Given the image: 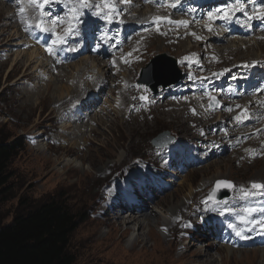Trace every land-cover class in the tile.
Instances as JSON below:
<instances>
[{"label": "bare ground", "instance_id": "bare-ground-1", "mask_svg": "<svg viewBox=\"0 0 264 264\" xmlns=\"http://www.w3.org/2000/svg\"><path fill=\"white\" fill-rule=\"evenodd\" d=\"M251 1L252 0H240L242 4H249L246 8L236 11L232 20L225 21L217 18L214 22L209 20L208 14L218 8L228 7V3L223 4L222 0H201L198 3L193 0H110L111 3L115 4L118 13L111 14L110 21L104 18V15L108 10L102 7V0H94V2L87 0L88 6L84 8L83 12L80 10L79 6L82 0H50L49 5L39 11L34 7L26 6V8H24L25 11L23 12L24 15H21V17L14 15V13L7 9V6L0 3V35L1 37H6L5 44L11 43L9 46L17 48H19V46H26L29 49L27 51H19L16 53L10 69L13 70L14 68L15 70L17 67L19 70V68H22L24 70L22 79L34 72V76H31L37 81L33 89L28 88V90H23V95L26 98V107H43V102L45 101L43 95L45 93L42 92H57L55 106L57 113H60V118L56 117V119H59V123L61 121H67L65 124H62L63 122L61 123L62 127L67 131L63 132L60 139L54 138L53 140L58 141L60 145H63L66 138L70 139L69 144L62 146L63 148L67 147L66 149L70 150H64L61 157L57 158L56 161H53L52 157L46 152V150H42L43 148L39 147L40 149L38 150L39 153L37 154V158L43 161L45 166L51 162L54 167L60 160L66 157L75 156L78 153V147H81L80 142L88 141L86 131L92 132L93 134L96 132L92 128H89L90 122H94V119H91L92 114H94L92 112L97 111L94 116L98 117V114L105 112L106 108L111 103L110 99H105L106 101L101 103L99 99L100 96L102 97L104 95L109 98L111 97V100H113L112 98L114 96H117L116 104L109 106L111 109L110 114L115 112V116L121 118L127 116L131 119L132 117L128 116V112L132 116L147 114L146 112L136 114V110L130 105L131 100L138 97V94H136V88L133 86V83L137 84V81H135V77L133 76L135 73L134 71H137L141 65L145 64L152 54H159L162 51L173 54L171 53V46H178V51H175L181 54L177 60L179 62L181 61L183 66L191 70V76L185 77L183 80L185 86L177 87L180 91H172L170 89L168 90V93H160L153 98L150 102L151 110L148 113L156 107L171 102V105L169 104V106H174L176 108L185 107L187 108V111H189L188 107H193L190 109V113L193 115L191 118L197 120V122L199 120L202 122L204 119L208 120V122H204L198 127V129H209L214 135L207 134L208 132L200 133L196 138L199 145L197 143H192L193 145H198L195 160L191 161L194 168L202 169L212 159L223 155L233 154L236 156V151H242V156L238 155L239 160H241V163L246 162L247 165H252L256 161L264 159V120L258 123L255 115L261 110L262 105L264 104V58H259L258 56L250 58L247 56L240 59L239 57V60L237 59L234 65L229 68L227 67L228 69L225 68L227 76L237 73L239 74L238 81L245 78L248 83L245 88H242L244 86L242 81H231L229 86L235 83L240 89L234 87L233 89L225 90V80L221 83L220 81H214L208 78L209 72L222 69L219 68L220 66H217V64L222 65L221 54L228 53L227 51L229 50H231L232 53L230 54L232 56L235 54L238 56L239 48L244 46H247L248 48V45L252 48L255 43H260L262 44L260 45V52L263 53L264 21L255 18L249 19V15L253 10H258L260 8H252L253 4L250 3ZM172 3H175L176 6L169 7L168 5ZM235 3L230 5H234ZM97 5H101V7H96ZM73 7H76L84 17L81 19L79 18V23L76 25L77 33L68 37L64 45L55 48V56H50L48 54L46 60V58H44L45 52L43 49L39 48L37 50L29 42L23 41V35L20 33L21 26L23 24V27H28L31 24L21 22L26 16L35 25H37L40 20L45 22L44 26L47 27L49 31L41 32L35 27L33 41L40 46H48L51 39H55V36L52 35L53 26L50 21L54 17H59L64 21V23L55 28L56 35H63L64 29L68 26V21L65 20L66 15ZM13 8L17 13H21L19 10L22 8L21 6L15 5ZM149 10L151 12H149ZM41 12L44 14L41 15ZM97 12H99L100 15L94 14ZM4 15L6 19L5 22H3L4 20H1ZM219 15L220 14L217 13V16ZM158 17L161 19L157 20ZM178 21H187V27L176 23ZM209 27L211 28V31H209ZM13 28L15 30H13ZM197 37H199V39H197ZM149 39L152 40L147 42ZM187 42L189 44L188 49ZM229 44L231 45L226 46ZM195 46L201 48L198 55L191 52L194 50ZM219 46L226 47L216 49ZM72 48H74L75 51L68 50ZM185 48L186 50H184ZM234 49L237 51H234ZM182 50L187 52L183 53ZM195 53H197V51H195ZM80 57L83 58L80 59ZM78 59H80L79 62H77ZM235 68L236 70H234ZM250 69L255 71L254 74H249ZM29 71L30 73H28ZM57 71L59 72V75L56 74ZM92 71L96 72L92 73ZM180 73L178 71L175 72V74L169 76L166 78L167 80L163 82L174 80V78H177ZM54 75L58 76L55 79L56 81L60 79V82L63 83H58L60 87L56 86L57 83L51 82L54 81ZM44 78H47V83H49L46 85V88H40L39 84L44 82ZM68 83L73 86H68ZM119 83L124 85L120 86ZM54 86H56V88ZM116 86H118V89L115 88ZM218 89L221 90L219 94H216L221 98V110H211L212 112H210L202 103L199 94L201 92L209 93V90ZM254 94H260L262 99L258 100L254 98ZM76 108L80 114L75 111ZM229 109H231V111H229ZM241 111H244V115L247 118L244 117V119H242L241 126L233 125L232 122L235 120V115ZM110 114H106V117ZM217 114H220V116ZM68 115L70 118H68ZM217 117L221 118L219 123L216 122ZM88 118L91 119L90 121L88 120L89 124H84L87 123L85 120ZM221 124H223L222 131L220 130ZM35 137L36 140L33 141L34 143L37 142L39 136ZM42 137L43 136H41V138ZM185 141L189 143V141ZM238 143L239 148L237 147ZM53 146L55 145L53 144ZM46 149L49 150V147ZM81 157L83 158L84 155ZM71 162L74 164V162L76 163V160H72ZM144 164H146V162L142 159L136 160L134 166L125 167L122 170V175L119 174L120 176L114 177L111 180L110 187L106 188L108 191L111 188L110 194L107 195L108 204L101 209L100 213L102 215H110L109 213H112V216L108 219L107 215L102 224H104L103 227L110 226L114 230L116 229L119 231H122V228H124L122 238H125L131 232L132 228L130 227V224L138 222L139 217H143L145 220L156 219L155 214L148 211L149 209L144 204L146 199L142 196L141 198L144 199L142 200V203H133L129 201V204H127L123 200L126 194L131 190H135L134 192L139 191L141 193H147L144 189L143 191H140V189L136 188L133 179H120L123 175L127 174H130L131 177L136 173L143 174L140 167H143ZM168 165L172 166L173 163L168 161ZM65 166L71 168L70 164H66ZM70 170L80 171V169L75 168H71ZM58 173L56 172L57 176L62 178ZM86 174H88L87 176L89 178L91 177L90 173L86 172ZM173 183L174 182L171 179V187ZM154 195L157 198L159 197L155 193ZM129 196L133 197L134 195L133 193H130ZM149 199L152 200L151 198ZM135 201L139 202L138 200ZM174 204L175 205L170 210V213L165 212V215H168L170 218L173 217L174 220L167 222L166 225H169L170 227L173 226V221H181L180 228L182 229L184 222L188 220L187 218L191 215L188 217H181V214H183V205L181 206L180 203L175 201ZM123 205L126 209L130 207V212L134 211L133 215L137 214L138 218L132 217L131 215V220L125 221L123 219L124 221H120L124 216L122 214L124 210ZM95 206L96 203L93 207ZM196 208L198 219H201L200 223L207 222L211 218L215 219L213 213L222 209L220 205H215L208 211V208L201 204L198 207H196L195 204V209ZM160 211L163 212V209ZM180 217L186 219L183 220L180 219ZM158 220L159 223L162 221L161 219ZM160 226L163 227L164 223ZM146 228H149L150 231H152L153 226L150 223L147 224V226L143 223H139V231L141 232L137 235L136 240L129 247H119L122 253H124V258L130 256L131 252L135 251L139 246H142L143 249L148 251L157 250L161 246L165 247L161 238L156 239L153 237V232L146 236L144 233ZM240 232L244 235V229ZM263 233L264 231L260 233V237L257 233L247 237L245 236L248 243L251 241H257L256 243H252L249 247L264 244V242L261 241L264 236ZM204 234L210 237L209 239L213 242L212 244H215V242L218 241V237L215 233L210 234L207 230ZM108 235H110V233ZM233 236H237L236 232ZM88 239L95 244L96 253L104 252L112 245V243H109L111 238L102 234L99 230L90 233ZM178 240L179 239H177V242H179ZM221 241L227 240L221 238ZM231 242L236 245H244V243L239 242L237 239H232ZM220 247L227 251L228 254H232V257L221 256L217 258V261L221 264H228L229 261H232L234 255L235 257H242L241 261H243L244 255L245 257H248L247 255L252 254L254 257V254L259 253V250L243 252L242 249L238 251L225 246ZM165 252L167 253L165 262L168 264H211L212 262H215L214 258H210V254H198L197 256H194V258L187 256V254L177 256L171 247L166 249ZM261 253H264V251ZM202 255L207 257V259L202 261V263H198V261H200L199 257H202ZM99 260L104 264H118L117 262L114 263L109 260Z\"/></svg>", "mask_w": 264, "mask_h": 264}, {"label": "rangeland", "instance_id": "rangeland-1", "mask_svg": "<svg viewBox=\"0 0 264 264\" xmlns=\"http://www.w3.org/2000/svg\"><path fill=\"white\" fill-rule=\"evenodd\" d=\"M91 1L94 2V0ZM193 1L198 3L196 0ZM234 1L236 2V0ZM0 3L7 6V9L18 17H21L24 13H17L13 8L15 5L23 8H26V6L30 7L27 0H0ZM84 8L85 7H80V10L83 12ZM78 12L80 13V11ZM67 16L70 17V11L67 13ZM83 17L84 16L81 14L79 15V18ZM1 20H4L3 22L6 21L5 15ZM21 22L33 23L27 16L24 20H21ZM22 27L23 24L21 28ZM13 30L15 29L13 28ZM151 40L152 39H149L147 42ZM5 41L6 37H1L0 35V137L8 139L9 142L20 141L21 144L24 145V149L18 152L10 165L8 170L10 180L8 184L0 189V213L4 225L12 222L20 206H36L52 199L64 203L78 216L80 222L79 228L72 235L70 246L71 253L76 259L75 264H104L99 259L109 260L114 263L117 262L118 264H168L165 262V257L167 256L165 250L170 247L177 256L187 254V256L194 258V256L198 254H210V258H214L215 261L211 264H221L217 261V258L221 256L232 257V254L230 255L227 251L221 249L219 241L212 244L213 242L209 239L210 237L204 234L208 229L210 234L215 233L216 236L219 237L213 228L200 224L201 219H198L195 204L196 207L200 204L204 205V203L210 204L205 205L208 211L213 207L211 205H220L224 208L225 212L229 214L235 213L238 216L240 223L236 225L239 229H244V236L247 237L257 233L260 237V233H262L264 229L260 226H253L252 223L241 222V217H244L245 221H264V213H258L256 216V209L259 208L264 210V190L252 188L254 183L264 184V159L258 160L252 165H247L246 162L241 163V160H239L238 155L242 156V151H236V156L230 154L214 158L202 169L196 171L191 170L188 173H181V176H177L174 169L177 167L178 163L169 168L164 166L163 156L168 152V148L156 149L153 147L152 141L160 134H165L167 132H170L175 138L176 144L180 139L187 140L189 143L199 144V142L196 141L198 134L204 132L210 133V130L198 129V127L204 122H208V120L204 119L202 122L200 120L197 122V120L192 119L191 117H193V115H191L190 109L193 107H188L189 111H187L185 107L176 108L169 106V104L171 105V102H169L165 105L156 107L150 113L141 114L140 116H132L128 112V116L133 119L127 116L121 118L115 116V112L110 114L111 109L109 106L116 104L117 96H114L113 100H110L111 103L109 102L110 104L105 112L98 114V117L94 116L97 111L92 114L91 119H94L95 123L90 122L89 128L96 131L94 133L95 135L85 130L88 141L80 142L81 147H78V153L75 156L60 160L54 167L51 162L45 166L44 162L37 158L39 147L43 148L42 150H46L53 161L61 157L64 150H70L66 149L67 147H62L69 144L70 139L66 138L63 145L53 140L54 138L60 139L63 132L67 131L62 127V124H65L67 121H61L59 123V119H56V117L60 118V113H57L55 106L57 92H42L45 93L43 95L45 98L43 107H26V98L23 95V90H28V88L33 89L35 87L37 81L32 77L34 76V72H32V76L27 75L22 79L24 75V70L22 68H19V70L17 67L15 70L14 68L13 70L10 68L16 53L19 51H27V48L20 46L19 48L12 47L9 46L11 43L5 44ZM163 45L166 46L165 44ZM230 45L231 44L226 46ZM260 45L262 44L255 43L252 48H250L249 45L248 48L247 46L239 48L238 56L236 54L232 56L230 54L232 53L231 50L227 51L230 55L228 53L221 54L220 52L222 56V65L217 64V66H220L219 68L222 69L214 70L209 75H211V78H217L215 75H223V73H226V69L234 65L237 59L239 60V57L240 59L247 56L250 58H255L257 56L259 58H264V49H262L263 53H261ZM226 46H219L216 49H221ZM171 47V53L173 54L163 51L159 54H152L147 62L141 65L133 75L135 81H137V85L141 86L142 89L138 97L131 100L130 105L132 102L134 104L138 101L142 104L148 102V100H143L142 97L146 96L148 99L150 98V95L147 94L145 89L150 90L151 86L142 83V81L147 80L152 84L163 83V81L167 80L166 78L175 74V72H181L178 70L180 69L181 61L179 62L177 60L181 53L177 52L178 46ZM188 47L189 44L187 45V49ZM184 50H186V48ZM184 50H182L183 53L187 52ZM194 50L197 51V53H195ZM194 50L191 52L198 55L201 48L195 46ZM234 51L237 50L234 49ZM163 55L165 58L160 57ZM82 58L83 57H80V59ZM171 58L177 60L178 68L169 61ZM80 59H78L77 62H79ZM184 68L186 67L184 66ZM143 69L145 72H143L144 75L142 74ZM234 70H236V68ZM251 70L252 69H250V71ZM95 72L96 71H92V73ZM28 73H30V71ZM184 76L185 75H183V77ZM57 77L58 76L54 75V81L51 82L57 83L56 86L60 87L58 83H61V80L58 79V81H56L55 79ZM43 80L44 82L39 84L40 88H46V85L49 83H47V78ZM181 82L182 80L178 84ZM70 83H68V86L72 87L73 85ZM56 86L54 87L56 88ZM159 89L160 91L163 90L162 87H159ZM215 96L216 95L211 93L202 94V100L209 105L212 98ZM99 99L101 103H104L106 101L105 99H109V97L100 96ZM106 114L110 115L106 117ZM237 116H241L242 120L244 118V111L238 113L235 118ZM91 119H89V121ZM219 120L220 118L217 117L218 122ZM89 121L84 124L88 125ZM35 136H39L36 143L33 142L36 140ZM41 136L43 137L41 138ZM53 144L55 146H53ZM47 147H49V150L46 149ZM175 147L176 146L172 144L170 150H173ZM82 155H84V159L81 157ZM178 156H180V154H178ZM139 159L146 162L140 169L143 172L149 171L153 173V176L136 173L132 177L137 180L135 184L136 188L142 191L144 189L147 193L144 194L139 191L134 192L135 190H133L132 193L134 196L131 197L126 194L123 200L128 204L129 201L136 202L135 200L142 203V200L146 199L144 204L149 209L148 211H150V213L153 212L155 214L156 219L145 220V218L139 217L138 222L130 224L132 228L131 232L125 238H122L124 228H122V231H119L116 229L114 230L110 226L103 227L104 224H102V222L108 214L102 215L100 211L108 204L107 195L110 194L111 188L109 191L106 190V188L110 187L111 180L114 177L120 176L119 174L122 173L125 167L134 166L136 160ZM72 160H76V163L74 162V164H72ZM66 164H70L71 168L80 169V171H71V168L65 166ZM56 172H59L58 174H60L62 178H59ZM86 172L91 174L90 178L87 176L88 174H86ZM127 176H130V174L123 175L120 179L123 180L122 178ZM171 179L175 183L172 184V187L169 186ZM217 181H227L234 184L235 188L229 200L213 202L209 199V194L216 188ZM221 186L225 185H220V188ZM221 189V193L226 190L225 187ZM247 191L250 194L261 191L256 201V209L252 207L248 200L243 201L241 199L243 194ZM154 193L159 197L157 198ZM141 196L144 199H142ZM174 201L180 203L181 206L183 205V214H181V217H188L191 215L187 218L188 220L184 222L182 229L180 228L181 221H173V226H170L171 228L169 225H166L167 222L174 220L173 217L170 218L168 215H165V212L170 213V210L174 207ZM95 203L96 206L93 207ZM249 208L253 209L251 216L247 215L244 211ZM123 209L122 214L124 216L120 221H129L132 217L138 218L137 214L133 215L134 211L130 212V209H126L124 205ZM161 209H163V212L160 211ZM236 210H240L241 212L237 213ZM109 214L108 219L112 216V213ZM181 217L180 219H186ZM158 219L162 221L159 223ZM232 219L235 220L236 218L232 217ZM139 223H143L145 226L150 223L153 226L152 231L146 228L144 233L148 236L153 232V237L156 239L161 238L165 247L161 246L157 250L148 251L143 249L142 246H139L135 251L131 252L130 256L124 258V253H122L119 247H129L136 240L137 235L141 232L139 231ZM162 223H164L163 227L160 226ZM96 230L101 231L102 234L111 238L109 243H112V245L104 252L96 253L95 244L88 239L90 233H94ZM109 233L110 235H108ZM177 239H179V242H177ZM256 242L257 241H251L248 245L250 246L252 243ZM246 245V243H244V245L239 244L238 246L241 248L237 247L235 244L225 247H232L231 249L238 248L234 249L238 251L242 249L243 252L259 250V253L254 254V257L252 254L247 255L248 257L244 255L243 261H241L242 257H235L234 255L232 261H229L228 264H264V253H261L264 251V244L251 247H246ZM203 255L199 257L200 261H198V263H202V261L207 259V257Z\"/></svg>", "mask_w": 264, "mask_h": 264}, {"label": "trees", "instance_id": "trees-1", "mask_svg": "<svg viewBox=\"0 0 264 264\" xmlns=\"http://www.w3.org/2000/svg\"><path fill=\"white\" fill-rule=\"evenodd\" d=\"M20 141L0 137V189L8 184V170ZM78 216L55 199L36 206H20L11 223L0 213V264H75L71 238L79 228Z\"/></svg>", "mask_w": 264, "mask_h": 264}, {"label": "snow or ice", "instance_id": "snow-or-ice-1", "mask_svg": "<svg viewBox=\"0 0 264 264\" xmlns=\"http://www.w3.org/2000/svg\"><path fill=\"white\" fill-rule=\"evenodd\" d=\"M27 2H28L29 6L34 7L36 10L39 11V10L44 9L45 5H48L50 3V0H27ZM252 2L254 3L255 0H252ZM79 6L81 8L87 7L88 6L87 0H82V2L80 3ZM168 6L169 7H175L176 5H175V3H172ZM96 7H101V5H97ZM102 7L104 9L108 10V12L105 13L104 18L108 19L109 21L111 20V14H113V13L118 14L116 7H115V4L111 3L110 0H102ZM243 7H244V5L240 2V0H236V3L232 6H228L225 8H218V9L214 10L213 12H210L208 14L209 20L214 22V20L218 18V19H223L225 21H230V20H232L235 12L238 10H242ZM20 11H21V13H23L25 11V9L22 7L20 9ZM217 13H219L220 15L217 16ZM43 14L44 13L41 12V15H43ZM94 14L100 15L99 12L94 13ZM79 15H80V13L78 12L76 7H73L70 9V19L67 22L68 26L64 29L63 35H56L55 28L58 27L60 24L64 23V21L61 20V18H59V17H54L50 21L51 25L53 26L52 27V35L55 36V39L52 41V46H48L45 48V51H47L50 56H55L56 55L55 48L59 47L61 45H64L66 43L68 37L75 35L77 33L76 25L79 23ZM253 18L260 19V20L264 21V5H261L258 10L257 9L253 10V12L249 15V19H253ZM160 19L161 18H159V17L157 18V20H160ZM169 22H172V21H169ZM44 23L45 22L43 20H40V22L36 25V27L39 28V30L41 32H48L49 29L44 26ZM176 23L182 24L183 26L187 27L188 22L187 21H178ZM209 31H211L210 27H209ZM197 39H199V37H197ZM68 50L75 51L74 48L68 49ZM237 107H239V106H237ZM229 111H231V109H229ZM245 118H247V117L245 116ZM236 119L238 121H240L241 116H237ZM220 185H225L229 188L232 187V185L229 182L217 181V188ZM252 188L256 189V190H264V184L254 183L252 185ZM246 195H247V193H246ZM214 197H215V191L212 193V195L209 197V199L210 200L214 199ZM244 211L247 215L251 216L253 209L249 208V209H245ZM241 222L252 223L253 226L259 225L262 229H264V221H245V218L241 217ZM230 227H233V230L236 231V229L233 225H230ZM236 235L240 236L241 238H245L243 236V233L240 231H236Z\"/></svg>", "mask_w": 264, "mask_h": 264}, {"label": "water", "instance_id": "water-1", "mask_svg": "<svg viewBox=\"0 0 264 264\" xmlns=\"http://www.w3.org/2000/svg\"><path fill=\"white\" fill-rule=\"evenodd\" d=\"M160 57H164V58H165L164 55H163V56H160ZM169 61L172 62V63L175 65V60H174V59L171 58V59H169ZM144 73H145V72H144ZM144 73H143V75H144ZM143 75H142V76H143ZM179 79H180V78H179V76H178L177 78H174V80H169V81H167V82L157 83V84H152L150 81H147V80H144V81H142V82L148 84L149 86H151L152 88H154V90H156L157 87H159V86L168 87V86H170V85L176 84V83L179 81ZM173 141H174V138L171 137V135H170L169 132H167V133H165V134H160L156 139H154V140L152 141V144L154 145V147H165V146L170 145ZM230 184L232 185V187H231V188H228V189L224 192V194H222V195H217V194L215 193L214 200H221V199H223V198H225V197L230 196V194H231V192H232V188H233V184H232V183H230ZM211 195H212V194H211ZM211 195H210V196H211Z\"/></svg>", "mask_w": 264, "mask_h": 264}]
</instances>
